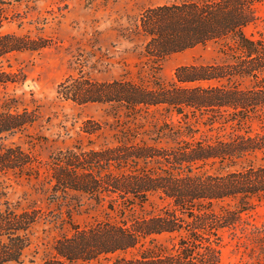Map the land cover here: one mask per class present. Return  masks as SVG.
<instances>
[{
  "label": "trees",
  "instance_id": "1",
  "mask_svg": "<svg viewBox=\"0 0 264 264\" xmlns=\"http://www.w3.org/2000/svg\"><path fill=\"white\" fill-rule=\"evenodd\" d=\"M35 1L0 0V28L6 7ZM261 1L163 3L144 9L134 24L154 67L169 53L208 41L220 44V61L181 64L170 81L152 75V85L123 77L98 80L82 69L57 84L56 97L76 104L114 103L131 112L164 109L169 117L154 130V142L132 139L135 130L127 125L114 142L58 149L43 163L20 144L5 142L37 120V108L0 109V173L34 178L44 173L54 198L78 192L121 215L130 212L128 219L107 215L74 224L69 234L56 238L54 253L41 264L99 259L106 264H221L223 231L242 226L243 213L255 200H264V35L244 31L257 19ZM45 46L43 39L0 31V62L13 51ZM15 76L0 65V85ZM189 115L231 130L214 138L196 137L186 123ZM81 128L98 133L101 123L86 119ZM161 137L174 143L161 144ZM151 194L163 205L147 215L135 214ZM43 214L35 205L12 204L0 184V264L22 260ZM163 234L166 241H158L156 236ZM253 239L264 252L263 229ZM129 250L134 253L115 255Z\"/></svg>",
  "mask_w": 264,
  "mask_h": 264
},
{
  "label": "rangeland",
  "instance_id": "2",
  "mask_svg": "<svg viewBox=\"0 0 264 264\" xmlns=\"http://www.w3.org/2000/svg\"><path fill=\"white\" fill-rule=\"evenodd\" d=\"M180 1L183 0H36L6 7L0 31L43 39L46 46L13 51L1 59L0 65L16 76L14 81L0 85V109L27 106L39 111L32 125L7 136L5 142L20 144L43 163L50 152L58 149L75 145L97 148L114 142L116 135L121 138L118 130L127 125L135 130L132 139L154 142L151 139L157 136L154 130L163 118L169 117L164 109L153 107L148 111L131 112L114 103L76 104L56 97L55 89L69 72L76 73L79 69L98 80L123 77L152 85V75L170 81L175 68L181 64L222 60L221 46L215 41L169 53L156 67L145 56L144 36L133 32L140 13L154 5ZM255 11L257 19L246 25L244 31L257 37L264 35V0L257 3ZM86 119L100 122L101 130L92 134L84 132L81 127ZM186 123L196 137L214 138L231 130L219 123L211 127L206 118L199 115H189ZM160 143L172 144L174 140L161 137ZM41 168L44 171V165ZM43 175L34 178L0 173V184L6 187L12 204L35 205L44 212L34 225L22 260L11 264H41L54 253L56 238L69 234L74 224L85 225L107 215L129 218L130 212L121 215L110 210L106 202L78 192L54 198ZM163 203L151 194L142 206L135 207V214L158 211ZM243 221L235 231H223L221 264H264V252L253 239L259 229L264 231V200H255L243 213ZM156 239L165 242L167 236L157 235ZM132 253L134 251L129 250L115 255ZM106 263L99 259L85 264Z\"/></svg>",
  "mask_w": 264,
  "mask_h": 264
}]
</instances>
